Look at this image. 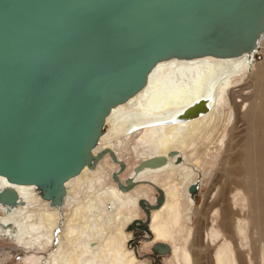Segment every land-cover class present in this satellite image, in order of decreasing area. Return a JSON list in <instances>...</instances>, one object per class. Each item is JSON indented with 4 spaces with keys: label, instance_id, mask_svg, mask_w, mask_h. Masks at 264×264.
I'll list each match as a JSON object with an SVG mask.
<instances>
[{
    "label": "bare ground",
    "instance_id": "6f19581e",
    "mask_svg": "<svg viewBox=\"0 0 264 264\" xmlns=\"http://www.w3.org/2000/svg\"><path fill=\"white\" fill-rule=\"evenodd\" d=\"M263 38L264 28L254 49L236 55L158 61L145 85L112 107L92 149L95 166L64 182L60 205H51L39 187L0 175V189H14L19 199L13 206L0 202V240L25 253L20 264H264L258 173L246 178L247 189L236 180H219L221 198L207 204L198 228L191 216V186L200 181V170L214 174L225 166L218 165L217 152L226 144V130H237L239 123L253 129L264 63L254 77L249 74ZM246 78L256 85L244 83ZM154 156L165 163L136 171ZM159 190L163 202L157 205ZM138 220L147 221L148 230L137 236L128 226ZM142 244L152 253L143 252ZM157 244L167 251L155 253Z\"/></svg>",
    "mask_w": 264,
    "mask_h": 264
},
{
    "label": "water",
    "instance_id": "95a60500",
    "mask_svg": "<svg viewBox=\"0 0 264 264\" xmlns=\"http://www.w3.org/2000/svg\"><path fill=\"white\" fill-rule=\"evenodd\" d=\"M263 28L264 0H0V175L60 205L64 182L95 166L112 107L143 87L158 61L243 53ZM0 202L17 204L16 191L1 188ZM128 229L143 234L147 221Z\"/></svg>",
    "mask_w": 264,
    "mask_h": 264
},
{
    "label": "rangeland",
    "instance_id": "374dc122",
    "mask_svg": "<svg viewBox=\"0 0 264 264\" xmlns=\"http://www.w3.org/2000/svg\"><path fill=\"white\" fill-rule=\"evenodd\" d=\"M262 41H264V38ZM263 63L264 47L261 46L259 52L256 54L255 62L253 63V67L251 68L249 75L254 77V75L260 70V64ZM244 83H248L252 86L256 85L255 83L253 84L250 80H248V78L245 79ZM238 128L237 130H232L231 127H229L226 130V144L223 145L221 151L217 152L219 153L218 165L223 163L225 166H220L214 174H212V172L206 173L205 168L200 170V181L197 180L198 182L196 181V186H192L195 187V196H193L195 201V209L194 213L191 215L192 227L194 229L198 228V224H200L202 217L201 212L207 208V204H210L215 197L219 199L221 198V186H216L218 185L219 180L221 182H225L226 178L229 182L236 180L247 189L248 183L246 178L250 177L251 172L258 173V177L254 179V181L256 180V184L260 185V194L264 195V91L262 93V100L261 104L259 105V110L253 129L248 130L247 125H244L243 123H239ZM126 170L127 168L125 167L124 172L120 175L124 174ZM240 174H246L249 176H240ZM215 177H217V181L215 180ZM121 182L123 183V180ZM255 182L253 184H255ZM155 196L156 195H154V197ZM255 199L256 198L254 196L252 198V202L255 201ZM152 200L149 202H152ZM10 247H12L13 250H10ZM142 247L143 244L141 248ZM0 249H3L6 254L10 252H16L14 255H8V257H5V254L0 252V264H20V261L25 255V253H21V249L19 247H16L4 240H0ZM142 251H146L145 253H152V250L150 251V249L146 250L142 248Z\"/></svg>",
    "mask_w": 264,
    "mask_h": 264
}]
</instances>
